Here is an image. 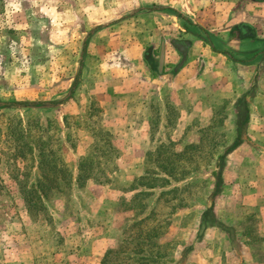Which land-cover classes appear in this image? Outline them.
<instances>
[{"label":"rangeland","instance_id":"374dc122","mask_svg":"<svg viewBox=\"0 0 264 264\" xmlns=\"http://www.w3.org/2000/svg\"><path fill=\"white\" fill-rule=\"evenodd\" d=\"M262 2L0 0V104H7L0 108V264H137L140 257L154 259L158 264H243L238 241H242L254 263L264 264V187L252 201L247 198L244 202L238 190L232 188L225 189L217 201V216L220 219L224 214L222 219L232 242L220 226L210 222L208 226L215 228L203 230L198 245L190 244L199 213L208 207L207 199L213 191L215 178L210 171L218 170L215 158L208 164L206 158L201 168L184 181L172 182V186L191 183L182 195L171 193L165 196L169 201L163 196L157 202L160 189L156 188L142 213L121 204L122 197L130 200L135 190H126L143 174L146 142L150 141L146 148L153 149L171 142L174 144L170 148L176 151L188 145L193 148L187 151L199 149L206 156L214 151L210 141L213 133H217V141H225L216 151H222L234 138L230 120L235 117L230 102L235 97L222 98L221 112L217 106L196 109L199 93L198 97L193 95V100L177 93L178 109L174 108L167 88L170 80L161 82L166 87L156 83L151 87L143 79L150 49L155 48L157 54L163 41L162 45L173 51L171 39L175 38L197 36L207 41L205 28L213 35L222 33L217 44L220 48L232 38H242L243 33L252 41L264 42ZM259 7L262 15L256 14ZM180 12L183 17L177 16ZM193 22L203 25V29H195ZM257 22H262V27L257 29ZM257 56L261 66L250 80L253 90L246 95L251 114L244 132L258 152L253 160L256 164L264 163V55ZM195 63L196 71L202 73L203 63ZM171 67L167 64L168 70ZM145 85L150 86L151 93L137 91L138 86ZM220 94L226 92L222 90ZM15 102H35L38 106L21 107L12 104ZM215 109L216 121L224 115L226 122L210 131L202 145L200 140L206 136L201 131L209 125V119L204 123L200 119L205 112L204 117L212 120ZM180 111L187 121L178 128ZM65 115L68 128L62 120ZM110 119L114 123H109ZM147 119L150 124L146 125L143 121ZM99 128L110 132L120 152L108 183L88 180L83 187H72L63 197L39 194L45 210L28 208L17 180H26L30 186L41 174L38 151L33 146L49 136L62 161L76 174L78 159L93 150L94 134ZM230 169L229 182L236 179L234 168ZM259 176L261 186L264 172L247 178ZM177 197H183L187 205L173 209L171 204ZM32 200H38L37 195ZM150 210L155 212L153 217L146 225L136 227L135 219L143 218ZM219 219L216 221L221 222ZM159 222L164 223V233L154 238L159 243L152 245L145 231ZM230 248L235 250L226 254Z\"/></svg>","mask_w":264,"mask_h":264},{"label":"trees","instance_id":"16d2710c","mask_svg":"<svg viewBox=\"0 0 264 264\" xmlns=\"http://www.w3.org/2000/svg\"><path fill=\"white\" fill-rule=\"evenodd\" d=\"M177 16L182 17L180 13H177ZM241 36L246 37L247 34L243 33ZM247 93H250V90L242 94L233 106V118L235 117V119H233L234 138L230 145H227L222 151H216V147L224 146L223 144H225V141H217L215 138L217 134L216 132L212 134L213 137H210L211 145L214 151H209V154L206 156L202 155L201 151H198L199 149H195L194 152L193 150L187 151L189 148H193L192 146L188 147V145L185 146L184 149L176 151L170 148L174 144L171 142L158 144L154 149L153 147L150 148L145 153V167L143 174L136 177L130 187L126 190H135V193L131 196L130 200H126L125 197H122V202L120 201L121 204L125 206V209H134L137 210V213H142L148 206L147 199L152 195V191L156 188L160 189L159 197L156 199L157 202L171 193H180V195H182L181 193L188 189L191 186V183L172 186V182L178 183L184 181L191 173H194L201 168L200 164L201 162H204L206 158L207 164L211 162L212 158H215L214 165L218 168V170L210 171L211 177L215 178L214 190L210 195L211 205L202 212V222H213L219 224L213 214L212 201L215 195L220 191L222 185V171L227 156L240 144L247 140V137L244 136L246 124L250 118L249 102L246 100ZM12 104L27 108L38 106V103L35 102H15ZM44 105V103L41 104V106ZM5 106H7L6 103L0 104V108ZM222 108L223 106H220L217 109L222 112ZM217 109L214 110V116L212 117V120L210 119L209 125L201 131L202 135L204 134V136H206V138L200 140L202 141L200 142L202 145L206 139H209L210 131H213L216 126H222L226 118L223 115L216 121L215 114ZM67 118L68 117L66 115L62 117L66 128H68L66 121ZM23 131L27 133L26 128L23 129ZM60 131L61 127H59L58 132ZM21 134L23 135L22 131ZM94 135V140H96L95 147L92 151L79 157L76 174H74L73 171L62 161L60 155L57 153V150L53 147V143L50 142L49 136L45 141L40 140L37 146H33V149L38 151L37 166L41 174L37 176L35 184L30 186L27 185L26 180L19 178L17 180L19 191L22 196L25 197L28 208L35 211L45 210L44 203L42 202L41 195L39 194H42L43 196L47 194L58 196L62 195L63 197L72 187H83L88 180H94L100 184L108 183L109 175L117 168L115 161L119 158L120 152L114 146L112 136L106 129L99 128ZM27 149L32 151V147H27ZM106 163H110L109 168L106 167ZM184 163L188 164L187 167L184 166ZM17 177L18 176L15 178L17 179ZM59 179H61L62 182ZM34 195H37L38 200H32ZM166 197L164 200L169 201V198ZM186 205L187 201L183 197H177V200L172 202L171 207L175 209ZM154 214L155 212L150 210V212L143 218H136L133 224L136 227L143 224L146 225L147 221L151 219ZM162 227H164V223L159 222L157 224L149 225L148 228H146L147 231H145V233L147 232L146 236L149 237V243L151 242L152 245H157L159 243H157L154 238H160L164 233V229ZM140 232L141 230H139V233ZM139 233L137 231V235ZM108 253L109 251L106 252L105 257H107ZM139 259L141 261H138L137 264H148V262L158 264L154 263V259H146L145 257H140Z\"/></svg>","mask_w":264,"mask_h":264},{"label":"crops","instance_id":"0c3cea01","mask_svg":"<svg viewBox=\"0 0 264 264\" xmlns=\"http://www.w3.org/2000/svg\"><path fill=\"white\" fill-rule=\"evenodd\" d=\"M262 3H259V5L264 6L261 5ZM256 14L262 15L261 8ZM181 16L183 17V13H181ZM184 16L185 18H188L187 15ZM244 22L248 23L247 20H245ZM193 23L196 25L195 29H203L202 27L203 25L196 24L195 22ZM260 24H262V22H257L256 25L257 29L259 27H262L260 26ZM203 30H205L206 35H208V39H207V41L209 40L208 42L203 40L205 38L197 37V36L175 38V39H171V48L174 49L173 51H171L168 50V47L166 46L164 47L162 45L164 43L162 41L158 53L156 54L155 48H152V50L150 49L151 53H149V56H146L145 58L148 62L147 64L144 65L145 66L144 71L142 70V76L145 83L150 84L151 87L152 85H156V84H159L160 87L161 84H163L162 87L163 86L166 87V85L161 82L170 80L167 88L169 90L168 92L170 94L172 93V100L174 101L173 107L176 109H178V104H179V101L176 99V97L179 96L180 93L181 95L183 94V96H188V97L190 96L191 99L193 98L194 94L196 95V97H198V93H199V97L197 99L200 100L196 103V105H194V107L198 109L199 106H201L202 108L204 107L206 109L211 110L215 106H217L216 108L220 107L221 105L219 104L221 103V100L224 97L225 98L235 97V99H233L230 102V104H233L234 106L236 100L241 96V94L247 92L248 84L250 85L249 86L250 91H252L254 88V85L251 83L250 80H252L251 78L256 75L257 69H259V67L261 66L258 64L259 62L256 61V59L258 57L257 55L260 56L264 55V42L260 40L252 41L251 39L246 37L245 38L242 37L240 39L232 38L225 43L223 42V40L220 39L222 44L224 43V45L220 48L218 47L217 44H219V39H218L219 35H221L222 33L215 32L213 35L212 34L213 31H211L210 29L205 28ZM241 30L242 29L240 28V31ZM186 42L188 43L186 58L184 62L181 64L182 55L179 51L180 50L179 47L182 44H185ZM244 53H249V54L243 56ZM197 60L203 63L202 71L203 70L204 71L202 73L200 71H196L197 63L195 62H197ZM167 64H171L172 66L169 70L167 68ZM217 85L219 86L217 87ZM221 86L223 87V89L220 88ZM138 88H136L138 92L143 91L144 93L145 92L151 93V90L149 89L150 86L145 85V87L142 86V88L139 89ZM222 90L226 92V94H220ZM209 91H211L210 95H208ZM177 93H179V95ZM160 98L161 96L159 97V99ZM195 100L190 102L191 103L195 102ZM164 108H166V105L164 106ZM162 109L163 108L159 105V109H158L159 113H162ZM203 113L204 115L203 117H201L200 122L201 123L207 122L208 119H209L208 122H210V117L209 118L204 117L205 112ZM208 113L209 112L206 111V116L208 115ZM182 115L183 112L180 111V116H179L180 118H178L176 123L178 128L180 127V125H182V123H186L187 121L184 120V117H182ZM186 119H188V117ZM225 120L223 124L226 122ZM230 122L234 125L233 120H230ZM109 123H114V120L110 119ZM143 123L146 125L150 124L148 119L144 120ZM248 124L249 123L246 124V127ZM149 144L150 141L146 142V145L144 144L143 148H145V153L150 149L149 147L146 148ZM145 153H143L144 158H145ZM257 155L258 152L256 151V149H254L249 144L248 140H245L242 144H240L227 156L222 171V185L220 191L215 195L212 201L213 214L216 220H218L219 218L215 210V205L217 201L225 193V189L232 188L233 190H238L237 193L244 198V202H247L246 201L247 198H249L248 199L249 201H252L253 196L256 195L258 196L259 189L264 187V182L261 186L259 184V182L262 181L261 176H259V179L247 178V176L250 177L255 176L258 172H264V163L262 161H258V164L253 163V160L256 158ZM230 167L234 168V173H236V179L232 178V180L229 182L227 177L229 172L231 171ZM263 180H264V176H263ZM212 183H213L212 190H214V180H212ZM262 193H264V188L262 189ZM225 196L227 197V195ZM207 200H209V204L211 205L210 197H208ZM209 204L208 207L210 206ZM207 208H203V210L200 211L199 213L194 238L190 242V244L194 246L198 245L199 244L198 234L199 236L200 234L202 235V231L205 230L206 228L207 230H209V229H214L215 227L218 228L219 226L222 228L221 229L222 232L224 231V233L229 238V239L227 238L229 242H232L231 241L232 236L229 234V231H226L228 228L225 225V221L222 219V217L224 218L223 213L220 214L222 215V217L219 219L221 220V222L218 221L219 224L213 223L215 224V227L208 226L212 224L210 222L208 223L202 222V212ZM261 216H262V221L264 223V214H262ZM182 229L183 228H180V230ZM238 242L241 245L240 252L244 256V260H245L243 264H256L254 263V259L252 258V255L249 254L247 249H245V247L243 246L242 241H238ZM231 250L234 251L235 249L230 248L228 251H225V253L227 254Z\"/></svg>","mask_w":264,"mask_h":264},{"label":"water","instance_id":"95a60500","mask_svg":"<svg viewBox=\"0 0 264 264\" xmlns=\"http://www.w3.org/2000/svg\"><path fill=\"white\" fill-rule=\"evenodd\" d=\"M187 42L185 44H182L180 47H179V51L182 55V60H181V64L184 62L185 58H186V52H187Z\"/></svg>","mask_w":264,"mask_h":264},{"label":"flooded vegetation","instance_id":"af4514ba","mask_svg":"<svg viewBox=\"0 0 264 264\" xmlns=\"http://www.w3.org/2000/svg\"><path fill=\"white\" fill-rule=\"evenodd\" d=\"M147 56H149V55H147Z\"/></svg>","mask_w":264,"mask_h":264}]
</instances>
